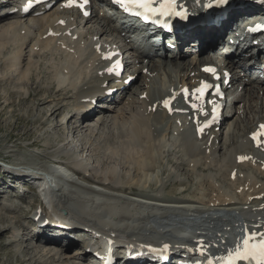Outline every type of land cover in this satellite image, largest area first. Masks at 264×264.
<instances>
[{
  "label": "bare ground",
  "instance_id": "bare-ground-1",
  "mask_svg": "<svg viewBox=\"0 0 264 264\" xmlns=\"http://www.w3.org/2000/svg\"><path fill=\"white\" fill-rule=\"evenodd\" d=\"M231 1H237V0H231ZM244 1L251 2L252 0H248V1L244 0ZM0 2L2 1L0 0ZM10 2H12V0H9V4L11 5ZM62 5L63 4H61L60 6L58 5L54 9H51L49 12H46L45 14L41 16H36L34 11H32L33 13L32 15H27V16L23 14L21 15L18 13H8L7 15H0V51L6 50V52H9L11 50V48L9 47V44L12 43L10 42V40H13L14 42L17 41L16 43L17 47L15 46L17 49L12 48V50L14 49L17 50L15 52L17 56H15V58L16 60H18V62L14 63V61H16L14 60L15 58L14 59L9 58L8 60L3 61L2 66L12 65L13 63L20 65L18 75L20 76L21 74L23 75L18 79L19 81L17 82L18 84L16 86H20V85L21 86L18 89H15V88L11 89L12 87L11 88L7 87L8 95L10 98H14V96L19 98L20 100L19 106L21 103L23 105L25 104L26 106H28L27 109L25 108L26 111L24 110L25 114L30 116L31 112H34V110L37 111L36 117L34 116L35 118H33L32 120V124L36 127L35 131H37V129H40L45 125H49L48 123L51 122L53 119H57V117L61 115V109L63 107H69V104L65 103L64 100L71 99L73 97L75 98L74 94H76V91H77L76 97L79 102H77V104L76 103L73 104L74 107L71 108L72 109L71 111L74 110L75 115L70 116V119L72 120V123L70 126L73 128L74 134L76 133L79 134L81 132V128L83 124H85L87 130L91 131V126L88 124V121L91 117H93L94 112L97 111L96 110L97 105H95V101L92 100V98L94 97L95 94L99 92L105 93V91H107L109 87L111 86L108 84L110 83V80L113 79V76L107 72V68L101 69V67H98V65L101 64L102 62L100 60V56L103 55L100 52V50H98V47L101 46L102 44L100 43L101 40L99 41V39L102 36H105L108 32H111L108 25H110L112 21L111 19L107 18V16L106 18L104 16L105 18L104 25L98 24L100 26L97 25V27L92 29V31H91L92 26L90 29L85 30L86 33L84 36L82 37H80V35L78 36L77 41H80V43H77V41H73V37L74 35L77 36L78 33H76L75 29L71 28V24H72L71 17H73V13L71 15V12H70L71 10H68L67 7L62 6ZM4 6L0 4V8ZM4 8H5L4 10L10 9V8L6 9L7 7H4ZM205 10L207 9L205 8L201 11L204 12ZM256 12H261V10L260 11L258 10L250 11L249 13L251 14V13H256ZM95 13L96 14L94 15V17L90 19L85 18V20L83 21L84 26H86L87 24H90L91 22L98 23L99 19H95V17L99 18L100 16H98L99 15L98 11L95 10ZM240 15H242V13H240ZM61 20H64V22H66L67 24L65 26H62L61 24H59V21ZM228 26L229 24H227L226 22H223V25L220 28H216L215 26L214 27L199 26L190 32L191 33L190 36H192L193 38L198 37L202 39L203 38L208 39L210 35L214 33H219V34L225 33L228 30ZM67 30L71 32L70 36L64 34V32ZM90 32L92 33V35L93 33H95L98 36V38L94 40V37L92 36V37H88L87 40H83L82 38H85L87 35L90 34ZM57 34H60V36L57 37ZM34 39H36V41L32 44L31 49L29 50L30 63L34 62V59H31L34 53H37V55H41L42 57L46 58L49 55V52L52 53L55 50V49L53 50V48L60 47L61 49L62 47V49L64 48L66 51H68L67 52L68 54L66 53L67 56L66 58L64 57L65 63L63 64V67L60 70L58 68L52 71H48V70L46 71L45 68H42L40 69L41 73H46V74L41 76L40 73H38V68L33 70L32 68L33 66L32 67L31 65L29 66L30 63L28 62L27 69L26 71L23 72V67H25V60H26L25 57L27 55L25 52V48ZM105 40L107 41V43H109L110 46L113 43L117 44L119 42L116 39L110 41L109 38H107ZM86 42L87 43L90 42V46L85 48ZM194 45H195V42L189 44V46H194ZM41 49H44V51L41 52L40 51ZM82 49H84V52L86 50V52L85 53L82 52L81 51ZM33 51H36V52H33ZM197 63H198L197 59L185 61L184 59H182L181 56L179 58H169V59L158 60V61L155 60L154 58H150L147 64H144L142 66L136 65L135 69L131 72L135 74V72L137 71L135 79L141 76V73H144L145 77H147L146 85L148 86V90L146 91V94H147L146 98L143 99V97H140V96L139 98H128V99L121 98L114 102L110 101L108 104H105V103L101 104L104 107V109L103 110L101 109V113L99 114H102V116L100 117V120L102 122L100 124H103L107 122L109 118L107 116H110L111 112L115 111V108L117 107V105L125 101L124 106L121 107V109H119L121 110L122 116L117 115V116L112 117V119H114L113 125H115V127L113 128L116 129V131L114 129L113 130L111 129L108 134L109 136L105 138L106 141H110V142L112 138L116 142L117 146H113L111 148V151L109 152L99 149L100 152L98 154L97 159H98L99 164L105 168L103 172H101L100 174L98 173H94L92 175L88 174V172L86 171L91 170L89 169L90 167L85 166L83 164L82 158L78 156L77 158L74 157V155L71 154L70 151L67 150L69 146L76 147L79 145H74L73 141L69 139L64 140L62 136L59 138L60 140L59 146L60 145L61 146L59 148H54L56 150L52 151L54 152V154L52 153L53 156L59 157V155L65 154V156L67 157V160L65 159L66 161H64L65 164L66 165L72 164V166L74 165L78 166V168H76L77 169L76 174L84 176L92 182H96V183L98 182V184L100 185H108V186H111L113 189L118 188L119 191L131 192L133 194H137V196H141V197L143 196L144 198H147L150 200H158V201L166 202L165 200L166 198L159 199L158 194L157 195L154 194V196L149 195L147 194L148 191L146 194H142L140 192L141 190L139 191V186L142 184L143 180H145V183H143L145 184L144 189L147 186H149L150 188H154V189H157V188L160 189L158 187L159 180L155 178H154L155 180H153L151 179L152 177L150 176V174L155 172L158 168H161L160 172H162L163 174L169 175V177L170 176L175 177L177 175V171H172L171 169H167V167H164L165 165L162 164V163H165L164 160L159 159L160 158L159 156L164 157L162 153L164 154L167 152L165 149L164 150L165 152L161 153L159 150V145L162 146V143H164L163 141H165L164 139L173 131V130H170L172 128V125L177 122L179 123V119L172 118L174 116L173 115L171 116V114H169L165 109H163L162 105L164 104L163 103L164 100L167 97H169V89L171 88L172 85L176 86L178 83H185L187 81L193 80V77H190V72L195 71V70L198 71V69L196 68ZM87 66L88 67L92 66V69L89 70L90 67L88 68ZM6 67L9 68V70L14 71V73H17L15 72L16 67H14V69H11L12 67L11 68L8 66ZM145 69L147 71H145ZM161 69L163 70L162 72H160ZM84 71L85 72L89 71V72L88 74L84 73L85 75H82ZM89 74H90V78L87 79L89 77L88 76ZM129 75L130 74L128 73V76ZM195 75L201 76L200 73H196ZM14 78H15L14 74H9V73L2 74L0 77V86L4 87V82H6L7 80H13ZM172 78H175V80L170 81V79ZM122 79L124 80L125 77ZM157 79H160V83L157 82ZM105 83H107V87H105ZM251 84L254 86L256 85L253 81L251 82ZM121 85H122L121 82H117L116 84V86H121ZM254 86H252L251 88H248V90L246 91L249 92L250 97L259 98L257 97V94L259 91ZM125 88H128V87H125ZM241 97L242 96L238 97L234 103L237 104L238 101H241L243 99ZM7 101H9L10 103L6 102V104L8 103L12 105L13 107L14 102L12 100H7ZM15 102L17 103V101ZM139 105H141L142 107L140 108ZM154 107L157 108L155 111L153 110ZM12 112H14V109L12 110ZM126 113L131 114L132 121L129 122L128 120L123 118ZM235 113H238V112H235ZM235 113L231 117H233ZM31 115H33V113ZM229 116L230 115L226 116L224 119H227ZM259 120L264 121V117H262ZM184 122L187 123L185 119H184ZM237 122L238 121L233 123L232 124L233 126H231L229 123L230 134L236 129V125L239 123ZM58 124L62 128H67L66 126H64L65 122L63 123L60 122ZM179 125L181 126V124L179 123L177 125L178 128H175L176 130L174 131H179L181 129ZM33 130H28L25 133V135L31 138L32 135L35 134ZM213 133H215V137L213 139H211V136L206 137L205 139L206 143L204 144L203 149L200 148L199 152H197V149H191V151L189 152V155L193 156L194 158V159H191L192 161H188L189 163L191 162L193 171L195 169L196 170L200 169V167L206 170L210 169L209 167L210 164L204 163L206 166L207 165L208 166L203 167L202 166L203 164L200 163L199 160L200 158L208 159L210 158V156H212V149L214 150L213 146H215V143L217 142V139L220 135V132L219 133L215 132V130L213 131ZM42 134L43 135H41L40 133V135L37 138H32L31 140H29L27 145L28 146H37V145L43 146L44 145L43 150L48 152L51 148L54 147V142L51 140L52 133H48V134L42 133ZM68 134L69 133L65 132L64 136H67ZM249 140L250 139H248V143H249ZM84 141L86 144L85 147L87 148L88 141L85 137L81 139V142H84ZM128 147H138V151H136L137 153L135 151H132L134 155L132 154L130 155V152L129 153L127 152ZM208 147L211 149L208 150ZM91 148H93L92 145L91 147L90 146L88 147V151L90 150L91 152L92 151ZM93 150H98V149L93 148ZM182 151L184 154L187 153L186 148ZM168 153H169V157L166 158V162H167L166 165H168L169 163L171 168L174 167L176 168V170L184 169L183 167L180 166L178 162H175V160L173 159L174 157H172L173 153H177V151L173 150V152H171L170 150H168ZM240 153H242V151H240ZM241 155L243 157L244 153H242ZM48 157H49V154H48ZM157 158L159 160H157ZM117 161L121 162L120 164H122L121 166L123 167L122 168L123 171L129 168V163H132L133 165L132 167L135 169V172H136V176H135L136 178L133 180L134 182L131 179H126V181H120L121 178H124L123 177L124 175L113 164ZM111 165H114V166H111ZM161 165H164V166H161ZM235 165L237 166V163H235ZM240 165H245L246 167L254 168L259 172V175L264 176V169H263L264 157H259L258 159L253 158L247 162L246 161L243 162V164H240ZM3 167L7 171L6 172L7 178L6 179L2 178L3 181H8L7 180L8 176L10 177V175H14V173H15V176L22 175L19 177L11 176L10 179L11 178L14 179V182L16 181V179L18 180L17 182L19 183L27 181L25 176L29 173L23 170H18L16 167H11L10 165H3ZM94 169H96V167ZM231 179L233 180L234 183L237 184V187L233 190L236 193L235 194L236 196L232 193L231 194L224 193L223 191L220 190V187L218 185L214 184L211 187V191L216 193V195L214 196L213 199H211V205H219L221 207H226L228 208L229 211L232 208H234V206H239V205L244 206V204L248 205L251 203L252 204L260 203L259 205H261V202L264 201V181L262 184H259L256 181L254 182V179L252 180V177L250 175L241 176V173H238L236 175V180L233 179V176H231ZM172 184L174 186L180 185L182 184V180L174 178L172 180ZM187 190L188 188L184 187L182 193H185ZM143 193H145V190L143 191ZM76 198H78L83 203L92 201V197L91 198L84 197V196L82 197L79 195ZM179 200L184 201V202L193 201L192 199H187V198L186 199L182 198ZM211 205L208 204L209 207L207 209H204L201 207L199 208L198 206H195V207L191 206V207H188L187 210L191 211V209H195L194 212H197L202 215L205 212L207 213L208 209L212 208ZM251 207H253V205ZM116 208L117 206L115 207V209ZM111 209L112 207L109 208V210ZM115 209L111 210V212L109 211L111 215L115 213L114 212L112 214L113 211L118 210V208L116 210ZM91 212L87 211L86 209L83 210V214L86 216H88L89 214L93 215ZM71 214L73 213L68 212V216H70V218L73 219L75 227L77 228H82L83 226L93 227L94 225H97L98 226L97 228L99 229V226L103 224V222L101 223L99 220L97 221H99L100 223L92 219L89 220L88 218L81 219L80 217H77V215L75 216V214L73 215ZM127 214L128 212L127 213L121 212L119 214L120 219L125 220L127 219V217L131 216L130 215L131 212L128 215ZM61 217H63L62 214H61ZM19 222L20 220L17 217H16V220L10 221V217L6 215L4 216V214L0 215V231L13 229L15 226L14 224H18ZM100 227L104 228V226L103 227L100 226ZM118 229L119 231H122V232H125L126 230L125 227H123L122 225L118 226ZM40 232H42L43 234H47V233L52 234L51 237H49L47 240H53L54 241L53 243L55 244V246H58L57 248H62L61 251H64V252L61 255H58L57 253L54 252L53 247H47L50 249L46 250L45 246L47 245H45L44 246L45 248L43 247L44 251H43L42 256H38V253H35V251L37 250L36 249L32 250L31 247L37 248V249L38 247L40 248L42 247L43 241H42L41 236L39 235L37 238H31L33 241L34 240L36 241L34 245L26 244L24 246V248L26 247L25 249H23L24 257L18 259V261L21 264H52L55 261L64 262L63 264L65 263L67 264L68 261L69 263L71 262L72 264H76V263L79 264V262H76L77 259L75 260L74 258H76L75 257L76 255H80V253L81 254L83 253L79 251L81 250V248H78L77 251L74 253H68V254L65 253V250L69 249L71 246L80 244L79 242H75L73 241V239H71L70 234H68L65 228L57 229L53 225L47 224L46 227L40 229L37 233H40ZM131 235L133 236V234ZM131 235L129 234V236ZM16 240L18 242L23 241V242L30 243L28 240H25L24 238H22L21 240L20 238H17ZM123 240H127V239H123ZM135 241H138V242L145 241V243H148L146 238H139V239H136ZM38 242H40V244H38ZM131 242L132 240H127L126 243L127 245H131L132 244ZM153 243H155L154 240L149 244H153ZM122 251H125V249ZM83 254L87 255V253H83ZM84 257L85 256H83L82 258L80 257L79 259L83 260ZM80 264H85V261H81Z\"/></svg>",
  "mask_w": 264,
  "mask_h": 264
},
{
  "label": "rangeland",
  "instance_id": "rangeland-1",
  "mask_svg": "<svg viewBox=\"0 0 264 264\" xmlns=\"http://www.w3.org/2000/svg\"><path fill=\"white\" fill-rule=\"evenodd\" d=\"M231 2H233V1H231ZM203 5L204 4H202V6H200L198 8V9H200V11L205 9L203 7ZM74 15H77V14H74V11H73V17H75ZM105 17H106V15H105ZM107 18H109V17H107ZM99 21H100V19L98 20V22ZM98 24L99 23L91 22L90 24H87L84 27L87 30V29H90L92 26V28H91V31H92V29L96 28ZM98 26H100V25H98ZM82 30H84L83 27H82ZM109 33H111V32H108L105 36H102L99 39V41L100 40L103 41V39L105 40L107 38H109L110 41L115 40V39H113L115 37V34H109ZM90 34L85 37L86 40L88 37H92V36L98 38V36L95 33H93V35H92V33L90 32ZM35 41H36V39L31 41L30 44H28L27 47L25 48V52L27 55L25 57L26 60H25V67H23V72L26 71V69H27V63L28 62L30 63V61H29V58H30L29 57V50L31 49V46ZM10 42H12V43L9 44V47L11 48V50L9 52H6V50L0 51V77L2 74H6V73L14 74V77H15L13 80H7L6 82H4V87L0 86V162L1 161L8 162V160H10L13 162L21 163L23 165L31 163V164H34L36 166H38V165L45 166V167L58 166V168L61 169L63 172H65L67 175L68 190L65 193L67 195L69 194V195L73 196L71 198H68L69 196H67L63 199V202L65 204H67L66 207L69 209V212L75 214V216L77 215V217H80L81 219L88 218L89 220L92 219L98 223L101 222V220L103 219L104 216H108L110 214L109 220H110V222L113 223V226H114V228H112L111 231L116 232L118 235L127 233L129 236V234L130 235L133 234V236L131 235L128 238H123V239L135 241L136 239H139V238L135 237L137 235V232H140V233L147 234V236H150L153 238L165 237V238H169V239L176 241L178 233L184 232L183 230L185 228L190 229V228L195 227L196 229H201V230H202V228H203V230H207L209 228L210 233H213L218 228H221L222 226H224V223H226L227 220L230 218L229 215L226 216V217H229L228 219H226V218L217 219L216 214L211 215V217L207 218L208 214H205L206 212L203 213L204 215H201L197 212L191 213V212H186L185 210H187L188 207H191V206H193V207L198 206L199 208L200 207L203 208L205 206L206 208H208L209 207L208 206L209 200L213 194V192L211 191V184L213 182H214V184L221 185L222 188L231 189L232 192L228 191V192H226L227 194H229V193L230 194L232 193L234 195L236 194L233 190L237 187V184L234 183L233 180L230 181L231 180L230 177L233 176L234 170L240 164L237 162V166L235 165V156L232 155V158H230L231 155L229 154V151L235 147V144H238L239 146H241V148L236 149V152L241 151V150H245V149H251L247 145H245V143H241V142L246 141V143H248L249 137L247 136L248 139L247 138L244 139L245 135H247L248 131L250 130V127H248V126L253 125V124L255 125V122H257L260 117H262V116L264 117V96L260 95L259 98L254 97L253 101L251 102V105H249V107H248V101H250V99H252L250 97H246L245 100L242 99L241 101H238L237 104L234 103L232 105V108H235V106L237 105L236 106L237 110H235L234 112L230 111L228 114L230 116L227 119H224L223 124H224V126L228 125V127H229L230 125L233 126L232 124L235 123L236 121H238L239 122V123L237 122L238 126L236 125V128H238V129H235L236 132L234 130L233 132H231V134H230V132H228L227 135L225 134V136H224V134L222 135V133L220 132V135L218 137L219 140L215 143L216 144V146H215L216 152L212 155V158L209 159V161L212 163V166H209L210 169H208V170L200 167V169H197V170L195 169L193 171L192 170L193 167L191 166V162L190 163L188 162V161H192V160L190 158H188V156L186 154L183 153V151L181 150V147H179L178 143L174 142L175 135L170 134L169 137H166L164 139L165 141H163L164 143H162V146L159 145V150L161 153L165 152L164 151L165 149L167 151L164 154L162 153V155L164 157L159 156L160 157L159 159L160 160L162 159L165 162V163H162L165 166L164 165H161V166L167 167V169H171L172 171H177V175L175 177L174 176L169 177V175L163 174L162 172H160L161 168H158L153 173L150 172L151 173L150 176L152 177L151 179H153V180L158 179L159 180L158 187L160 189L150 188L149 186H147L144 189L145 184H143V183H145V180H143L142 184L139 186V191L141 190L140 192L142 194H146L148 191L147 194H149V195L154 196V194L155 195L158 194L159 196H163L164 199L166 198L165 199L166 202L165 201L162 202V201H158V200H150V199H147V198H144L141 196H137V194H133L131 192L119 191L118 188L113 189L111 186H108V185H100V184H98V182L97 183L92 182L84 176H82L84 178L79 177V176L75 175V173L73 172L72 164H67V165L65 164L64 161L67 160V157L65 156V154H61V155H59V157L53 156L54 152H52V151L56 150L54 148H59L61 146V145L59 146V141H60L59 138L62 136L64 140L69 139V140L73 141L74 145H79L76 147L75 146H69L67 150L70 151V153L73 154L74 157L77 158V156H78V157L82 158L83 164L85 166L90 167L89 169H91V170L86 171V172H88V174H91V175L94 173L100 174L101 172H103V170L105 168L99 164L98 159H97L98 154H99L100 150L109 152V151H111V148L113 146H117L116 142L112 138H111V142L106 141L105 138H107L109 136L108 135L109 131L111 129L113 130L114 129L113 127H115V125H113L114 119H112V117L117 116V115L118 116L121 115V110H119V109H121V107L124 106L125 101L123 103H120L119 105H117V107L115 108V111L111 112L110 116H107L109 118H108L106 123L100 124L102 122L100 120V117L102 116V114H99V113L97 114L95 111L93 114V117H91L88 121V124L91 126V131L87 130L85 124H83V126L81 128V132L79 134H77V133L74 134L73 128L70 126L72 123L70 116L75 115L74 110L71 111L72 110L71 108L74 107L73 104H75V103L77 104V102H79L77 100V97H76V95H77V91H76V94H74L75 98L73 97L71 99L64 100L65 103L69 104V107H63L61 109V115L58 116L57 119H53L51 122L48 123L49 125H45V126H43L44 128L43 127L40 128L41 130L37 129V131H35L36 127L32 124V120H33V118L36 117L37 111L34 110V112H31L30 116L25 114V111H26L28 106H26L25 104L23 105L22 103L19 106V101H20L19 98H17L16 96H14V98H10L8 95L7 87H9V88L12 87L11 89L20 88L21 85L20 86H16V85L18 84L17 83L19 81L18 79L23 75V74H21V76H20V75H18L19 73H14V71H11V70H9V68L6 67V66H8L10 68L12 67L11 69H14V67H16V72L19 71V67H20L19 64L18 65L14 64V63L18 62V60H16V58H15V56H17L15 53L17 51L16 50L17 49L16 48L17 47V44H16L17 41L14 42L13 40H10ZM106 43H107V41H106ZM12 48H16V49L12 50ZM53 50H52L53 51L52 53L49 52V55L46 58L42 57L41 55H37V53H34L33 57H31V59H34V62H31L29 64V66L30 65H31V67L33 66L32 67L33 70L38 68V73H40L41 76L46 74V73H41L40 69H42V68H45L46 71L47 70L52 71V70H55L58 68L60 70L63 67V64L65 63L64 59L66 58L68 51H66L64 48L62 49V47H61V49H60V47L59 48L55 47V48H53ZM40 51L43 52L44 49H41ZM33 52H36V51H33ZM9 58L10 59L15 58L14 60H16V61H14V63L12 65L2 66L3 61L8 60ZM186 59H190V58L187 57ZM185 61H189V60H185ZM36 62H38V63H36ZM89 67H90L89 70H91L92 66H89ZM135 67H136V65H135ZM135 67L133 68V70L135 69ZM196 68L199 69L198 65L196 66ZM162 71L163 70L161 69L160 72H162ZM88 72L89 71H87V72L84 71L82 75H85L86 73L88 74ZM136 74H137V71L135 72V76H136ZM88 76L89 77L87 79L90 78V74ZM67 79H69V78H67ZM172 79H175V78H172ZM135 81L137 83L132 87L131 92L128 93V95H129L128 98H139L141 93H144V91L148 90V86L146 85L147 84V82H146L147 77H145L144 73H141V76L137 77L135 79ZM157 82L160 83V79H157ZM172 84H174V83H172ZM131 93H134V94H131ZM6 99L12 100L14 102V105H13L14 108L12 107V105L8 104L10 102L7 101ZM15 101H17V103ZM6 102H8V103L6 104ZM239 102H241V103L239 104ZM3 105H5V106H3ZM10 106H11V108H10ZM114 106H115V104H114ZM241 106H242V108H241ZM20 107H21V109H20ZM139 107L141 108L142 106L139 105ZM2 108L3 109L5 108L4 109L5 111ZM22 108H23V110H22ZM13 109H14V112H12ZM232 112H233V114L235 112H239V113H235V115L233 117H231L233 115ZM32 113H33V115H31ZM47 113H48V111H47ZM235 116L238 118H236ZM123 118L128 120L129 122L132 121L130 113H126ZM234 119H236V120H234ZM60 122H62V123L65 122L64 126H66L67 128L60 127L58 124ZM229 123H230V125H229ZM177 124H179V123L177 122ZM173 125H176V123H174ZM173 125H172V128H173L172 130H176L174 127H176V128H178V127L177 126L173 127ZM28 130H33L36 135L33 134L31 138L27 137L25 135V133ZM39 130H40V132H39ZM114 130L116 131V129H114ZM228 131H229V128H228ZM46 132L52 133L51 140L54 142V147L51 148L48 152L43 150L44 145L43 146L42 145L41 146H38V145L37 146H28L27 145L29 140H31L32 138H37L40 135V133H41V135H43L42 133L48 134ZM65 132H67L69 134L67 136H64ZM234 133H235V135H234ZM177 135H179V134H177ZM221 135H222V137H221ZM233 135H234V137H233ZM83 137H85L88 141L87 148L85 147L86 146L85 141L81 142V139ZM231 137H233V139H231ZM224 138H226V142L229 141L230 143L225 145V139ZM190 139L191 140H189V142H191V143H193L195 141V139L192 137ZM175 140L177 142H180V140H182V139L178 137V138H175ZM205 141L206 140H204V144L206 143ZM91 145L93 148L98 149V150H93V148H91L92 151L91 152H90V150L88 151V147L89 146L91 147ZM165 146H167V147H165ZM127 149L126 150L128 153L130 152V155L131 154L134 155V153L132 151H135V152L138 151V147H128ZM252 149H253V147H252ZM168 150H170L171 152H173V150L177 151V153H173L172 157H174L173 159L175 160V162H178L180 164V166L183 167L184 169H182V170L177 169L176 170V168H174V167L171 168L169 163H168V165H166L167 164L166 158L169 157ZM50 152H51V154H50ZM48 154H49V157H48ZM241 154L242 153H240V155ZM44 155H46V156H44ZM135 156H137V155H135ZM228 158H230V159H228ZM57 159L63 161V163H59V165H55L54 160H57ZM159 159L157 158V160H159ZM204 160H206V159H204ZM229 160H230V162H229ZM226 162L229 163L228 168H227V173L230 175V177H229L230 180L228 179V175L225 172ZM240 162L243 163V161H240ZM120 163H121L120 161L113 163L117 167V169L120 170L124 175L123 176L124 178H121L120 181H126V179H131L133 181L136 178L135 177L136 172H135V169L132 167L133 166L132 163H129V168L125 169L124 171L122 169L123 167L121 166L122 164H120ZM202 164L201 165L203 167L208 166V165L206 166L204 163H202ZM114 165H111V166H114ZM240 166H243L247 169H252L251 167H246L245 165H240ZM95 167H96V169H94ZM245 168H243L244 172H246V170H247ZM0 172L5 173L4 178L6 179L7 178L6 172L7 171L3 167V165H0ZM244 174L245 173H242L241 176H243ZM251 175L254 179L257 178V180H260V178H263L262 176L259 175V172L257 170L254 172L251 170ZM11 176L19 177L22 175H19V176L10 175V177ZM256 176H258V177H256ZM10 177L8 176V179H7L8 181H3L2 179H0V215L4 214V216L6 215V216L10 217V221L16 220V217H17V218H19L20 222L18 224H14L15 226L13 229L0 231V264H21L18 261V259L24 257L23 249L26 248V247L24 248V246L26 244L34 245V243L36 241L35 240L33 241L31 238H37L39 235L41 236L42 241H43L42 247L41 248L38 247V249L31 247L32 250L33 249L37 250V251H35V253H38V256H42L45 247H46V250L50 249L47 247H53L54 252L57 253L58 255H61L64 252V251H61L62 248H57L58 246H55V244L53 243L54 242L53 240H47L49 237H51L52 234H50V233L43 234L42 232H40L41 234L32 235L34 233L32 228H33V224L35 223V220H34L35 213H36L38 207L42 206L44 204V202H42V198H44L43 195H39V194L34 193V192H27L25 194V195H27L25 197V199H23L22 201L18 200V198H16V197L18 196L19 192H18V190L13 188L11 186V184H9L10 182H14V179H12V178L10 179ZM174 178L175 179L176 178L181 179L182 184L174 186L172 184V180ZM253 178H252V180H253ZM85 179L87 181H89L90 183L87 182ZM234 179L236 180V178H234ZM257 180H254V182L256 181L259 184L263 183V182H259ZM17 181L18 180L16 179L15 182H17ZM218 181H220V182H218ZM233 185L235 186L234 189H233V187H234ZM8 187H10L11 190H9ZM184 187L188 188V190L185 193H182ZM81 189L88 190V191L91 190L94 193L96 192L97 195L89 196L90 198L92 197V201L91 202L88 201L86 203H83L78 198H76L78 196L77 192H79V190H81ZM144 190H145V193H143ZM9 191H10V193H9ZM98 191H99V193H98ZM182 198L192 199L193 201L192 202L180 201L179 199H182ZM263 202H261V205H263ZM206 203H208V204H206ZM114 204L117 206L118 210H116L117 208L115 209L116 206ZM259 204L258 203H256V204L251 203L248 205L259 206ZM163 205H165V206H163ZM248 205L247 204H244V206L239 205L240 207L234 206V208H232L230 210V211H232L234 209L233 210L234 212L232 211L233 218H234V216H237L240 218H248L249 216H251V214H253V213L250 212L249 210L240 211V210L246 209L247 208L246 206H248ZM55 206L57 208L59 207V205H55ZM94 206H95V208H94ZM162 206H163V208H162ZM70 207H72L75 212ZM111 207H112L111 210H114V209L116 210V211L112 212V214L115 212L113 215H111V213H110L111 210H109V208H111ZM235 207H239L238 209H240V210L236 209ZM182 208H184L185 210H183ZM84 209H86L87 211H90V212L92 211L91 213L93 215H91L89 213H87V214H89L88 216L84 215L83 214ZM222 209L223 210L226 209L229 212L228 208H226V207H222ZM236 210H238V211H236ZM188 211H190V210H188ZM121 212L122 213L128 212V214L131 212V214H130L131 216L127 217V219H125V220L120 219L119 214ZM225 213L226 212L224 211L223 213H220V214L223 215ZM73 214H71V215H73ZM71 220H73V219L71 218ZM97 220H99L100 222ZM116 221L121 223V225L123 227H125V229H126L125 232L119 231L118 225L115 224ZM6 224H7V222H6ZM100 226H102V227L104 226V228H105L104 224H102ZM100 226H99V229L104 230V228H101ZM30 227H31V230H30ZM159 234H161V235L159 236ZM118 235L116 236V238H119ZM17 238H20V240L22 238H24L25 240H28L30 243L23 242V241L18 242L16 240ZM45 240H47V241H45ZM131 243H133V242H131ZM38 244H40V242H38ZM45 245H47V246H45ZM79 245L80 244L71 246L69 249L65 250V253L68 254V253L76 252L77 249L80 248ZM74 247H78V248L74 249ZM83 256H85L83 260L79 259L81 257V253H80V255H76L75 256L76 258H74V259L75 260L77 259L76 262H79V264H80V262L85 261V259L87 257V255H85V254H83ZM63 263L64 262H59V261L56 262L55 261L52 264H63ZM68 263H69V261H68ZM69 264H72V263L70 262ZM76 264H78V263H76Z\"/></svg>",
  "mask_w": 264,
  "mask_h": 264
},
{
  "label": "snow or ice",
  "instance_id": "snow-or-ice-1",
  "mask_svg": "<svg viewBox=\"0 0 264 264\" xmlns=\"http://www.w3.org/2000/svg\"><path fill=\"white\" fill-rule=\"evenodd\" d=\"M89 0H83V3H76V0H69L68 6L71 7L76 5L78 7L83 8ZM121 4L127 11H133L135 9H142L143 13L152 14V15H164V16H171L175 15L180 17L181 19H187V10L181 9V6L178 5L177 0H158L159 6H155L157 0H120ZM219 4H226L228 0H216ZM212 5L209 4V7ZM88 15L87 12L84 13ZM137 15L142 14L141 12H137ZM147 19V15H145ZM63 23V22H61ZM105 59H111V56H105ZM109 71H113V69H109ZM205 71L207 72H215L214 68H206ZM212 87L206 82L202 83V86L196 88L194 93L197 95V98H200L204 95L205 90ZM189 93L188 89L184 90L185 96ZM164 106L169 107V100H164ZM193 107H197L193 105ZM169 110L172 109L169 107ZM216 108H213V120L215 119ZM208 122L201 127V131L205 127H208ZM261 131L258 133L253 134V139L256 140L258 136L264 135V125L260 126ZM259 146V143H258ZM241 161L247 159V157H240ZM169 248L168 245H164V250L166 251ZM155 251V250H154ZM240 261H249L250 264L252 261H255V264H264V233L258 234H249L246 238L243 239L242 244L237 247L234 253H229L228 257L225 260V264H238Z\"/></svg>",
  "mask_w": 264,
  "mask_h": 264
}]
</instances>
